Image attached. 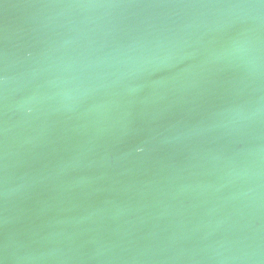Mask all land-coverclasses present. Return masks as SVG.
Returning a JSON list of instances; mask_svg holds the SVG:
<instances>
[{
	"label": "water",
	"instance_id": "water-1",
	"mask_svg": "<svg viewBox=\"0 0 264 264\" xmlns=\"http://www.w3.org/2000/svg\"><path fill=\"white\" fill-rule=\"evenodd\" d=\"M0 264H264V0H0Z\"/></svg>",
	"mask_w": 264,
	"mask_h": 264
}]
</instances>
